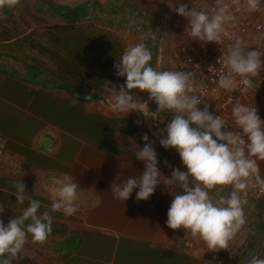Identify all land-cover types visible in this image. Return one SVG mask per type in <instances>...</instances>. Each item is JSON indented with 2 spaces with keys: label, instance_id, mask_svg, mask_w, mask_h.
I'll list each match as a JSON object with an SVG mask.
<instances>
[{
  "label": "crops",
  "instance_id": "1",
  "mask_svg": "<svg viewBox=\"0 0 264 264\" xmlns=\"http://www.w3.org/2000/svg\"><path fill=\"white\" fill-rule=\"evenodd\" d=\"M37 1L29 9L24 7L28 0H19L14 8L0 10V220L6 224L27 207V200L24 206L16 204L19 180L41 202L40 211L50 212L52 232L43 244L32 243L29 236L12 264H196L203 259L249 264L253 256L264 258V196L242 198L246 222L232 247L219 251H209L183 228L167 226L172 194L180 191L172 182L162 180L146 201L135 199L136 190L125 202L113 197L117 176L144 171L135 154L144 147L145 135L164 178H171L174 169L187 171L175 149L152 141L140 113L125 115L112 108L113 88L119 91L126 79L116 75L114 64L127 47L146 42V34L135 28L150 25L158 36L154 68L177 70L171 53L185 28L177 38L171 31L178 16L176 0L59 2V10L86 6L83 19L65 11L57 15L46 8L47 0L36 6ZM132 94L148 98L147 92ZM156 107L149 101L152 111ZM162 114L164 125L172 114ZM65 174L79 186L71 217L51 212L53 192ZM230 190L210 195L227 196Z\"/></svg>",
  "mask_w": 264,
  "mask_h": 264
},
{
  "label": "clouds",
  "instance_id": "2",
  "mask_svg": "<svg viewBox=\"0 0 264 264\" xmlns=\"http://www.w3.org/2000/svg\"><path fill=\"white\" fill-rule=\"evenodd\" d=\"M19 0H0V10L14 8ZM174 11L187 20L188 38L201 44H222L225 24L232 19L229 5L217 0V7L209 14L176 0ZM245 11L259 12L264 0H244ZM3 19V17H0ZM243 40L237 38L222 54L218 62L222 70L217 76V87L226 93L245 92L264 71V52L248 50ZM152 53L144 43L129 46L114 64L116 75L124 77L119 91L114 89L113 111L121 114L137 112L153 121L161 120V113H171L160 145L175 149L187 171L174 169L171 178H164L158 169V156L149 137L135 157L144 163L139 175L123 173L111 186L113 197L128 201L135 191V199L148 200L163 180L172 182L180 191L172 194L166 224L170 229L183 228L192 237L199 238L209 251L227 249L230 240L246 222L241 194L255 179L260 194H264V177L258 162H264V120L255 107L237 101L232 105L233 130L220 115H213L207 105L201 109L202 94L194 93L193 73L181 70H157L151 64ZM132 90L147 92V100L132 94ZM149 101L156 104V111L149 110ZM230 130H227L229 129ZM125 166L121 165V168ZM53 192L51 212H62L71 217L76 212L78 183L65 174ZM16 204L23 208L19 216L5 224L0 220V264H12L24 250L28 237L32 243L43 244L52 232L49 211L41 212V202L33 199L25 185L15 183ZM230 188L227 196L215 198L211 192ZM4 207L0 205V215ZM249 264H264V258L253 256Z\"/></svg>",
  "mask_w": 264,
  "mask_h": 264
},
{
  "label": "built area",
  "instance_id": "3",
  "mask_svg": "<svg viewBox=\"0 0 264 264\" xmlns=\"http://www.w3.org/2000/svg\"><path fill=\"white\" fill-rule=\"evenodd\" d=\"M203 2L205 10L209 14L217 7V0H203ZM223 2L229 5L232 19L224 26L222 44L208 43L202 45L197 40L189 39L187 32L184 31L177 47L171 53V58L177 70L193 73L194 93L192 94H202V103L199 107L203 109L207 105L213 115H220L230 128L237 130L231 116L232 105L237 101L255 107L260 118L264 120V71L256 78L253 88L245 92L226 93L219 89L216 83L218 73L222 70V65L218 59L227 52L237 38L243 40L250 47L248 50L264 52V5L261 6L259 12L249 13L245 11L244 0H223ZM159 59L162 60L161 57ZM149 110L152 111L151 108ZM141 122L146 131L152 130L149 131L152 141L157 146H161L160 139L165 135L163 123L160 120L153 121L142 114ZM148 124L151 128L148 127ZM258 163L260 174L264 177L261 162ZM241 196L243 199L250 197L260 199L264 194H260L255 179H252L249 181V188ZM236 238L237 233L230 240L227 250L232 247ZM196 264L214 263L210 259H203Z\"/></svg>",
  "mask_w": 264,
  "mask_h": 264
},
{
  "label": "rangeland",
  "instance_id": "4",
  "mask_svg": "<svg viewBox=\"0 0 264 264\" xmlns=\"http://www.w3.org/2000/svg\"><path fill=\"white\" fill-rule=\"evenodd\" d=\"M33 1L32 0H28L29 3H27L26 6H24V7L26 9H29L30 3H33ZM82 1H84V0H74L73 3L74 2H82ZM90 1H93V3L96 2L98 4H104V5L107 2L106 0H101V1H99V0H90ZM130 1L134 5H136V3H138L139 0H130ZM37 2H39V3L36 4V2H35L36 6L37 5H45V4H43L42 0H38ZM59 2L61 3V0L60 1L59 0H47L46 8L47 9H50V8L52 9V7L54 8L56 5H60ZM187 4H188L189 8L194 7L197 10H205V5H204L203 0H192V1H189ZM61 14L63 15V10H58L57 11V15H61ZM87 14H88L87 7L83 5V6L79 7L78 10H77V13L76 14H73V15L74 16L77 15L75 17L77 19H83V17L86 16ZM28 17H31L30 14H29V12H28ZM17 18L18 19H22L23 17H22V15L21 16L20 15H17ZM186 23H187V20L184 17H181L179 15L177 16L176 21L174 23H172V25H171V31L174 32L176 38H177L178 34L181 31H183V29L186 26Z\"/></svg>",
  "mask_w": 264,
  "mask_h": 264
},
{
  "label": "trees",
  "instance_id": "5",
  "mask_svg": "<svg viewBox=\"0 0 264 264\" xmlns=\"http://www.w3.org/2000/svg\"><path fill=\"white\" fill-rule=\"evenodd\" d=\"M120 1V3H122V1L121 0H119ZM55 9V12H57L60 8H58V5H56L54 8L52 7V9L50 8V10L51 11H53ZM61 10H63V11H65L66 13H70V14H76L77 13V10H78V6H75L74 8H62ZM77 16V15H76ZM76 16H74V18L76 17ZM132 16V15H131ZM133 16H135L134 14H133ZM71 18V17H70ZM137 19L138 20H140V21H143L144 22V20H143V18H140V17H137ZM134 24L136 25V23H137V20L135 21L134 20ZM135 27V26H134ZM136 29V31H138L139 29H140V31H142V32H144L146 35H145V39H146V42H145V44H146V47L151 51V53H152V61H151V64H152V66L154 67V58H155V55H156V38H158V36L155 34V32L154 31H152V28H151V26L150 25H148V26H146V25H144L143 27H141V28H135ZM154 110V109H153ZM154 111H156V110H154ZM164 114H160V118H161V120H162V116H163ZM165 116V115H164ZM166 126V124H165V122H164V127Z\"/></svg>",
  "mask_w": 264,
  "mask_h": 264
},
{
  "label": "water",
  "instance_id": "6",
  "mask_svg": "<svg viewBox=\"0 0 264 264\" xmlns=\"http://www.w3.org/2000/svg\"><path fill=\"white\" fill-rule=\"evenodd\" d=\"M37 82L41 83V81L39 80H37ZM75 96L81 100H92L93 99L91 95H86V94H76Z\"/></svg>",
  "mask_w": 264,
  "mask_h": 264
}]
</instances>
